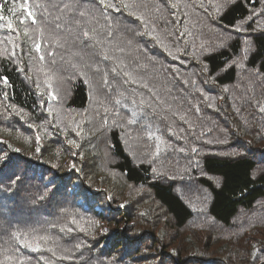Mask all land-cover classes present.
I'll use <instances>...</instances> for the list:
<instances>
[{"label": "trees", "instance_id": "1", "mask_svg": "<svg viewBox=\"0 0 264 264\" xmlns=\"http://www.w3.org/2000/svg\"><path fill=\"white\" fill-rule=\"evenodd\" d=\"M106 3L0 0V264H264V0Z\"/></svg>", "mask_w": 264, "mask_h": 264}, {"label": "snow or ice", "instance_id": "2", "mask_svg": "<svg viewBox=\"0 0 264 264\" xmlns=\"http://www.w3.org/2000/svg\"><path fill=\"white\" fill-rule=\"evenodd\" d=\"M99 3H100L101 5H104L106 8L115 7V5L107 4V3H106V0H99ZM76 7H78V5H65V8H66L68 11H73L74 8H76ZM123 7H124V8H127V9H132V8L135 7V5L129 3V4H124ZM172 7L175 8V7H177V5L173 4ZM28 15H29L30 17L32 16L31 11H29ZM81 15H83V13H81ZM130 15H132V16H133L134 18H136V19H142V17H137V16H136V13H135L134 11H131V12H130ZM32 19H33V22H35V17H32ZM8 27H9V28H12V27H13L11 21L8 22ZM57 27H59V25H57ZM108 35L111 36V33L109 32ZM140 35H146V36H150V37H151V36H152V32H150V31H145V32L141 33ZM168 35H171V33H169ZM82 37L84 38V40L92 41V44L90 45V47H92L93 49H95V47L98 46V45L101 43V41H99V40L97 39L95 33H93V34L90 35L89 31H83V32H82ZM153 39L155 40V42H156L158 45H160V47H162V48L164 47L163 41H162V39H161L160 37H158V36H157V37H153ZM35 47L37 48V50H39L40 45L37 44ZM103 59H104V60H111L112 57H110V56H108V55L105 54V55L103 56ZM111 72H112V73H115L118 77H119L121 74H122L123 76L129 77V79L123 80V83H124V84H128L129 82L135 84V83L138 82V81H136L135 79H132V78L130 77V74H129L127 71H123V65H122V64H121L120 66H113V67L111 68ZM105 76L107 77V73H105ZM86 82H87V81H85V83H86ZM105 83H107V78L105 79ZM193 83H194V82H193ZM144 86L147 87V85H144ZM52 98L54 99L55 97L53 96ZM141 102H143V101H141ZM117 103H119V101H117ZM133 103H135V101H133ZM210 106H211V105H210ZM196 111L198 112V111H199V108H197ZM261 111H264V109H261ZM180 119H181V120H184L185 117H184V116H180ZM190 126H191V125H190ZM36 139H37V141H39V139H40L39 135H37ZM69 143H70V144H75V141H69ZM37 151H39V148L37 149ZM73 167H75V165H73ZM74 222H75V221H74ZM53 227H55V225H53ZM69 231H71V229H69ZM105 231H106V230H105Z\"/></svg>", "mask_w": 264, "mask_h": 264}, {"label": "rangeland", "instance_id": "3", "mask_svg": "<svg viewBox=\"0 0 264 264\" xmlns=\"http://www.w3.org/2000/svg\"><path fill=\"white\" fill-rule=\"evenodd\" d=\"M75 5H78V4H75ZM75 9H76V8H74V10H75ZM74 10H73V11H74ZM69 12H72V11H68V10L66 9L64 13H69ZM60 14H62V13H60ZM57 16L59 17V15H57ZM53 17H55V16H53ZM45 34H46V36H47L49 39L52 40V43H53V44H56V47H50V49H53V51H55L54 53H55L56 56H58V57H64V56H61V55H60V52H59V43H60V39H61V36H62V29H60V30H58V31H48V32H46ZM54 77H56V75H55ZM57 90H58V91L61 90L59 86H57ZM61 98H63V97H61ZM53 105H54V104H53ZM53 105H52V106H53ZM170 232H171V231H170ZM176 244H177V243H176ZM176 244H174L173 246H176Z\"/></svg>", "mask_w": 264, "mask_h": 264}]
</instances>
